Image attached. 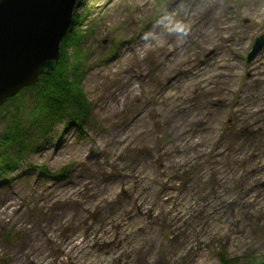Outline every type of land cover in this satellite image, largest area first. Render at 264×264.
I'll use <instances>...</instances> for the list:
<instances>
[{
    "label": "rangeland",
    "instance_id": "rangeland-1",
    "mask_svg": "<svg viewBox=\"0 0 264 264\" xmlns=\"http://www.w3.org/2000/svg\"><path fill=\"white\" fill-rule=\"evenodd\" d=\"M80 3L91 120L0 167V264H264V0Z\"/></svg>",
    "mask_w": 264,
    "mask_h": 264
},
{
    "label": "trees",
    "instance_id": "trees-1",
    "mask_svg": "<svg viewBox=\"0 0 264 264\" xmlns=\"http://www.w3.org/2000/svg\"><path fill=\"white\" fill-rule=\"evenodd\" d=\"M80 2L81 0L78 4H81ZM80 19L79 13L75 11L72 26ZM80 38L82 35L74 28L66 33L61 40L59 57L54 67L49 72L41 74L36 83L23 88L31 91L32 105L25 114L27 124L22 127L20 117L15 112L11 123L5 128L4 136L0 137V167L9 170L38 139L43 136L48 139V130L55 120L62 118L66 124L75 126L80 132L87 123L89 124L92 103L80 85L84 57L79 46ZM68 48L71 50L69 55ZM19 93L7 99L5 103L9 104L15 100ZM228 120L234 124V119ZM154 125L158 126V123ZM229 129L234 131L235 127L231 126ZM13 145L17 146L16 151L12 149ZM37 169L38 173L60 179L69 172L70 166H64L57 172H51L43 165H38ZM218 261V264H238L236 258H226L223 253L219 254ZM253 264L257 263L254 261Z\"/></svg>",
    "mask_w": 264,
    "mask_h": 264
},
{
    "label": "water",
    "instance_id": "water-1",
    "mask_svg": "<svg viewBox=\"0 0 264 264\" xmlns=\"http://www.w3.org/2000/svg\"><path fill=\"white\" fill-rule=\"evenodd\" d=\"M78 0H0V106L49 72ZM264 44L255 38L247 60Z\"/></svg>",
    "mask_w": 264,
    "mask_h": 264
},
{
    "label": "bare ground",
    "instance_id": "bare-ground-1",
    "mask_svg": "<svg viewBox=\"0 0 264 264\" xmlns=\"http://www.w3.org/2000/svg\"><path fill=\"white\" fill-rule=\"evenodd\" d=\"M174 109H176V108H174ZM231 125H234V124L230 123L228 127L230 128ZM234 126H235V125H234ZM224 148H226V149H231L228 145L224 146Z\"/></svg>",
    "mask_w": 264,
    "mask_h": 264
}]
</instances>
